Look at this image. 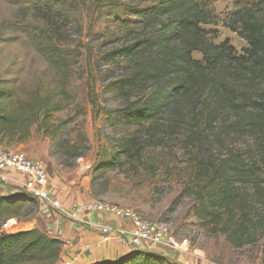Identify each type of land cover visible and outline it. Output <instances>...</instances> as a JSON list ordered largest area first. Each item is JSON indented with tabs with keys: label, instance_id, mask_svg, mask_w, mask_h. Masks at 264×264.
Here are the masks:
<instances>
[{
	"label": "trees",
	"instance_id": "1",
	"mask_svg": "<svg viewBox=\"0 0 264 264\" xmlns=\"http://www.w3.org/2000/svg\"><path fill=\"white\" fill-rule=\"evenodd\" d=\"M127 1V3H124ZM41 16L50 22L62 16L68 24L85 0H46ZM92 10L103 14L129 11L131 20L124 45L109 58L129 62L131 75L112 88L124 105L113 113L114 129L131 131L97 169L119 166L120 158L140 155L144 145L135 130L146 128L149 138L182 130L184 144L196 149L185 190L196 199L194 217L211 234H223L236 247L255 242L264 234V149L232 146L214 155L206 139L219 129L226 136L245 135L264 140V0L253 5L235 3L220 21L213 0H91ZM120 17L115 22H120ZM221 23L247 47L237 55L228 40L214 44ZM135 25L128 29V25ZM124 25V26H123ZM52 28L33 41L52 76L31 79L0 77V145L5 149L26 143L32 130L56 139L69 120L53 122L74 100L70 93L72 70L79 47L52 40ZM201 59H194L193 54ZM264 88V87H263ZM94 114L96 101L88 95ZM110 120V118H109ZM110 122V121H108ZM148 142V141H147ZM222 141L217 145H222ZM263 144V143H262ZM224 148V144H223ZM74 150L73 145L66 150ZM246 189L252 191L247 198ZM37 200L24 191L0 186V264H57L65 242L38 228L15 233L2 229L7 221L29 214ZM92 264H177L164 255L133 250L115 260Z\"/></svg>",
	"mask_w": 264,
	"mask_h": 264
},
{
	"label": "rangeland",
	"instance_id": "2",
	"mask_svg": "<svg viewBox=\"0 0 264 264\" xmlns=\"http://www.w3.org/2000/svg\"><path fill=\"white\" fill-rule=\"evenodd\" d=\"M45 1L0 0V77L28 80L34 75H45L50 78L52 73L36 53L33 41L52 28L55 43L79 47L80 56L72 70L69 88L74 100L53 117L55 125L67 120L70 123L56 139L45 138L32 130L26 143L12 145L7 150L16 148L28 158L40 161L48 179L56 177L71 187L72 196L81 202L94 200L129 208L140 217L162 225L167 234L166 244L144 245L146 252L164 255L177 264H264V234L253 243L236 247L223 234H211L195 219L197 202L195 196L185 190V185L191 159L198 151L184 144L182 130L162 132L150 138L146 128L135 130L137 139L144 145L140 155L120 158L121 164L116 168L97 172L101 163L110 160L115 145L131 134L129 130L114 129L115 119L111 117L124 105L112 85L128 78L131 66L125 60L116 63L109 55L124 45L127 29L122 27L121 21L131 20L133 16L126 10L95 13L91 0H85L69 15L68 24L62 22L65 19L61 16L50 25L39 11L45 7ZM256 2L258 0H213V7L223 21L235 3L253 5ZM118 16L120 22H115ZM206 28L215 30L214 44L228 40L237 55L247 47L221 23ZM192 57L201 59L196 53ZM263 87L264 83L257 91H263ZM88 95L96 101L97 114L92 110ZM219 141L223 143L218 147ZM206 142L212 154L219 156L229 146L246 150L258 145L264 149L263 139H251L247 134L226 136L218 128ZM71 145L74 150L67 154ZM0 147L5 149L4 145ZM244 194L250 198L252 191L246 189ZM37 204V208L31 206L25 217L7 221L2 230L15 233L32 226L46 232L47 216L40 210L38 201Z\"/></svg>",
	"mask_w": 264,
	"mask_h": 264
},
{
	"label": "built area",
	"instance_id": "3",
	"mask_svg": "<svg viewBox=\"0 0 264 264\" xmlns=\"http://www.w3.org/2000/svg\"><path fill=\"white\" fill-rule=\"evenodd\" d=\"M12 173L23 177V191L32 195L48 210H59L60 203L50 194L49 179L44 165L35 159L28 158L19 151H10L0 147V186L6 187ZM87 215H99L117 220V230L107 225L98 227L101 240L86 246V251L100 248L110 240L127 245L131 249L145 250L146 246L166 244V230L162 225L152 223L129 208H121L102 201H86L73 205L69 210V219L80 222ZM127 227V229H126ZM172 242V240H170Z\"/></svg>",
	"mask_w": 264,
	"mask_h": 264
},
{
	"label": "crops",
	"instance_id": "4",
	"mask_svg": "<svg viewBox=\"0 0 264 264\" xmlns=\"http://www.w3.org/2000/svg\"><path fill=\"white\" fill-rule=\"evenodd\" d=\"M10 150L18 151L16 148ZM23 181L24 179L21 175L12 173L6 182V188L23 191ZM49 188L50 194L59 201L60 209L48 210L41 205L40 210L47 216V234L65 242L57 264H92L103 260H115L135 250L127 247V245L119 244L112 239L108 243L102 244L98 249L86 251L87 245H92L101 240V234L98 230L99 226L107 225L117 230L120 223L117 220L99 215H87L80 222H72L69 219V210L73 205L82 202L78 197L72 196L70 192L72 190L71 187L63 184L56 177L49 180ZM34 228L32 226L26 227L20 231Z\"/></svg>",
	"mask_w": 264,
	"mask_h": 264
},
{
	"label": "bare ground",
	"instance_id": "5",
	"mask_svg": "<svg viewBox=\"0 0 264 264\" xmlns=\"http://www.w3.org/2000/svg\"><path fill=\"white\" fill-rule=\"evenodd\" d=\"M30 229V228H29Z\"/></svg>",
	"mask_w": 264,
	"mask_h": 264
}]
</instances>
